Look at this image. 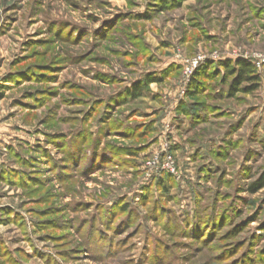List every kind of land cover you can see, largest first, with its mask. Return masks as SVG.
<instances>
[{"label": "rangeland", "instance_id": "obj_1", "mask_svg": "<svg viewBox=\"0 0 264 264\" xmlns=\"http://www.w3.org/2000/svg\"><path fill=\"white\" fill-rule=\"evenodd\" d=\"M0 87V264H264V0H0Z\"/></svg>", "mask_w": 264, "mask_h": 264}, {"label": "trees", "instance_id": "obj_2", "mask_svg": "<svg viewBox=\"0 0 264 264\" xmlns=\"http://www.w3.org/2000/svg\"><path fill=\"white\" fill-rule=\"evenodd\" d=\"M169 1L171 4H174L175 7H180L184 2L188 0H161V7L163 9H167ZM220 65L222 68L226 70L225 79L234 77V82L232 84L231 93H230L231 97L235 95V92L240 91L241 87L244 85H249V88H246L244 90V92L246 93H252L259 89L261 78L253 62L242 60V59H238L234 61L226 60V61H223ZM206 73H207L206 69H202V70L199 69L198 72L195 73V76L193 77V80L190 85V89H191L190 93L194 94L198 92L199 84H200L199 79L202 78L203 75H205ZM155 81L156 80H148V82L145 85H149ZM144 87L141 85H138L132 91V95L133 96L139 95L140 93H142V89ZM2 95L3 94L0 92V98L2 97ZM129 155L131 157H135L134 152H130ZM165 178L167 182V180H170L172 176L171 174H168V173H162L160 176V179H159V183H161L160 185H162L165 189H167V187L165 186V182H164ZM262 189H264V173L261 175V177L257 181L253 182L250 185L249 191L251 193H257L259 190H262ZM126 208H127L126 205L122 206V211L125 212Z\"/></svg>", "mask_w": 264, "mask_h": 264}, {"label": "built area", "instance_id": "obj_3", "mask_svg": "<svg viewBox=\"0 0 264 264\" xmlns=\"http://www.w3.org/2000/svg\"><path fill=\"white\" fill-rule=\"evenodd\" d=\"M257 64H259V62ZM148 165L150 168H152L153 171H157V172L165 171L168 174H175L176 171L171 156H166L162 163L160 156L158 155L154 156Z\"/></svg>", "mask_w": 264, "mask_h": 264}]
</instances>
